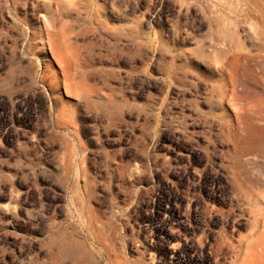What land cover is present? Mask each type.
<instances>
[{"label": "rangeland", "instance_id": "obj_1", "mask_svg": "<svg viewBox=\"0 0 264 264\" xmlns=\"http://www.w3.org/2000/svg\"><path fill=\"white\" fill-rule=\"evenodd\" d=\"M254 219L264 0H0V264H241Z\"/></svg>", "mask_w": 264, "mask_h": 264}, {"label": "bare ground", "instance_id": "obj_2", "mask_svg": "<svg viewBox=\"0 0 264 264\" xmlns=\"http://www.w3.org/2000/svg\"><path fill=\"white\" fill-rule=\"evenodd\" d=\"M257 207L253 211L254 217L257 211L261 212L262 208L260 204L256 203ZM259 224V219H254L252 224L249 227V233L245 236L246 244L245 249L242 248V242L239 243V246H233L232 242L228 239L226 242L232 247V250L235 253L236 260H240L241 264H264V222L262 224V229L254 231ZM241 241V240H240ZM242 254V256H241ZM240 257V259H239Z\"/></svg>", "mask_w": 264, "mask_h": 264}]
</instances>
